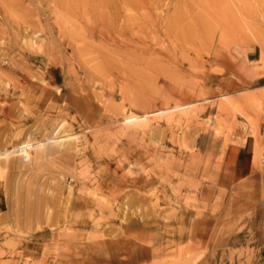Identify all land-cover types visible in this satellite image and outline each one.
<instances>
[{"label":"rangeland","instance_id":"rangeland-1","mask_svg":"<svg viewBox=\"0 0 264 264\" xmlns=\"http://www.w3.org/2000/svg\"><path fill=\"white\" fill-rule=\"evenodd\" d=\"M249 137L263 171L264 0H0V264H201L159 224L222 225L230 194L240 230Z\"/></svg>","mask_w":264,"mask_h":264},{"label":"crops","instance_id":"crops-1","mask_svg":"<svg viewBox=\"0 0 264 264\" xmlns=\"http://www.w3.org/2000/svg\"><path fill=\"white\" fill-rule=\"evenodd\" d=\"M229 153L235 178L234 183L236 185H247L251 190L246 195L249 202L245 204V207H243V204L241 206V209L244 210L243 214L246 217L241 225V231L234 230L231 226L232 200L234 199L229 197L230 194H225L219 214L222 225L217 226L214 220H210L208 228L200 230L198 225L193 223L190 229L186 225L185 229L177 232L174 238L169 239L164 235L162 225L159 224V228L161 229L158 231L160 233L157 236L159 238L157 244L160 243L162 245L171 240L176 245L186 244V247L202 248L203 257L201 261L199 260L200 262L198 261L201 264H264V170H254V159L257 160L255 158V142L250 137L246 138L238 147L231 148ZM126 178L128 176L116 179L119 184H122L120 190L133 191L135 188L144 189V182L140 184L139 179L133 178L134 180H131ZM108 184L110 182L106 181V178L102 184H99V188L104 196H108ZM112 186V190L115 191L116 187ZM122 197L121 195H114V200L119 202L123 199ZM71 204L74 211L79 212L88 210L90 207L89 200L77 199V197L73 198ZM110 209L108 213L115 216V207L112 205ZM140 226L139 223L132 221L127 225H123V227L130 231L139 230ZM144 231L147 230L144 229ZM155 232L149 230L152 236L156 235Z\"/></svg>","mask_w":264,"mask_h":264}]
</instances>
